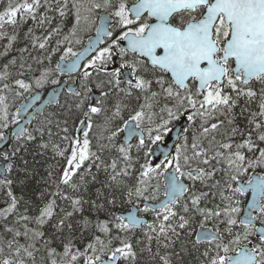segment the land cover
Masks as SVG:
<instances>
[{
  "label": "snow or ice",
  "instance_id": "6c2138e0",
  "mask_svg": "<svg viewBox=\"0 0 264 264\" xmlns=\"http://www.w3.org/2000/svg\"><path fill=\"white\" fill-rule=\"evenodd\" d=\"M0 264H264V0H0Z\"/></svg>",
  "mask_w": 264,
  "mask_h": 264
}]
</instances>
